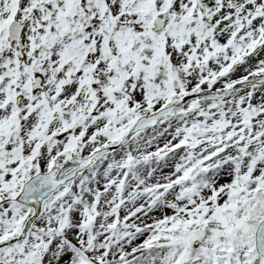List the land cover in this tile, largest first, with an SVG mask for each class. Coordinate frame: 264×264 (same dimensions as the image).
I'll use <instances>...</instances> for the list:
<instances>
[{
    "label": "snow or ice",
    "instance_id": "6c2138e0",
    "mask_svg": "<svg viewBox=\"0 0 264 264\" xmlns=\"http://www.w3.org/2000/svg\"><path fill=\"white\" fill-rule=\"evenodd\" d=\"M0 264H264V0H0Z\"/></svg>",
    "mask_w": 264,
    "mask_h": 264
}]
</instances>
